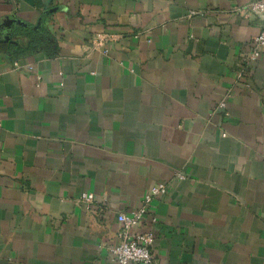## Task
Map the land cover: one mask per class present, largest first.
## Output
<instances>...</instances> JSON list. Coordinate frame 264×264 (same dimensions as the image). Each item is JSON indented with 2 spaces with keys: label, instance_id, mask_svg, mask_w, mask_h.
Listing matches in <instances>:
<instances>
[{
  "label": "crops",
  "instance_id": "1",
  "mask_svg": "<svg viewBox=\"0 0 264 264\" xmlns=\"http://www.w3.org/2000/svg\"><path fill=\"white\" fill-rule=\"evenodd\" d=\"M250 1L0 0V264H114L157 183L151 264H264Z\"/></svg>",
  "mask_w": 264,
  "mask_h": 264
},
{
  "label": "built area",
  "instance_id": "2",
  "mask_svg": "<svg viewBox=\"0 0 264 264\" xmlns=\"http://www.w3.org/2000/svg\"><path fill=\"white\" fill-rule=\"evenodd\" d=\"M17 3L19 0H10ZM247 12L260 14L264 17V0H251L247 6ZM107 53V49H102ZM264 54V27L253 37L250 49L245 53L243 59L246 61L257 60ZM245 70H241L238 76L243 78ZM225 105L224 101L220 106ZM224 134V133H223ZM179 179H185L184 173H176ZM167 185L157 183L152 185L143 195L138 207L127 212H118L116 215L119 224L116 233L117 241L110 248L114 264H151L154 261L153 243L154 234L151 229L144 225L157 221L151 212L152 202L155 198L166 194ZM94 195L91 192H82L79 196L80 202H92ZM147 223V224H148Z\"/></svg>",
  "mask_w": 264,
  "mask_h": 264
},
{
  "label": "water",
  "instance_id": "3",
  "mask_svg": "<svg viewBox=\"0 0 264 264\" xmlns=\"http://www.w3.org/2000/svg\"><path fill=\"white\" fill-rule=\"evenodd\" d=\"M14 22H16L14 19H9V18H7V19L5 20V22H3V23L0 25L1 30H2L3 32H5L6 29L11 28V25H12V23H14ZM17 22H18V21H17ZM19 23H20V22H19ZM6 38L8 39L9 36L7 35Z\"/></svg>",
  "mask_w": 264,
  "mask_h": 264
}]
</instances>
